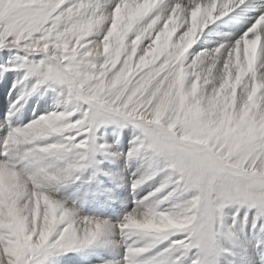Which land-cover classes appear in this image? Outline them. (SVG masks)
I'll return each instance as SVG.
<instances>
[{"label": "snow or ice", "instance_id": "obj_1", "mask_svg": "<svg viewBox=\"0 0 264 264\" xmlns=\"http://www.w3.org/2000/svg\"><path fill=\"white\" fill-rule=\"evenodd\" d=\"M5 49L64 110L0 122V264L84 249H124L105 264H236L251 248L240 226L264 221V0H0ZM107 125L138 133L133 190L160 177L119 223L58 198L98 155H122L98 143Z\"/></svg>", "mask_w": 264, "mask_h": 264}, {"label": "rangeland", "instance_id": "obj_2", "mask_svg": "<svg viewBox=\"0 0 264 264\" xmlns=\"http://www.w3.org/2000/svg\"><path fill=\"white\" fill-rule=\"evenodd\" d=\"M24 56L25 53L18 49H5L4 51H0V105L2 102H5L7 103L8 107H11L9 110L10 112L14 113L11 119V122L13 124L12 126L14 127H18L16 124L20 126H23L24 124L22 122H24V118L29 111L30 104L33 103V100H31V96L29 97V94L32 95L34 93L35 95L33 94L32 97H36V94L39 93V89L36 91H32V84L35 82L33 78L25 80L27 69L23 66L24 61L22 58ZM30 59L38 60L40 59V57L36 56ZM29 86L31 87L28 90ZM19 88L23 90L22 93L26 94V97L24 96L19 104H17L16 107L13 108V99L15 97L14 89ZM41 89H43L44 93H50L54 91L47 86H43L41 87ZM6 90L7 92H5ZM58 92H60V90ZM4 94L7 96L5 97L6 101L3 99ZM59 104L63 107V100H60ZM60 111H63V109ZM10 112H8L5 117L2 116V113L0 112V116H2L3 119L2 121L8 118ZM7 132V128L0 129V144L3 143ZM137 134V131L132 126L120 128L118 125H107L99 129L96 133L98 143L111 145L117 137V139L119 140L118 143H121L122 145L117 151H113L109 148V152L120 153L122 155H98L97 159L101 161L99 165L100 170L98 172L94 168H87L77 173L76 178H74L72 181L60 187V191L66 192L65 194H73V198L75 196L80 198L82 196L80 193L82 192H84L85 194L87 193L89 197L87 201H89V203L90 199L94 196V202H99L102 205L104 204L105 207L109 206V208H107V211L110 215L118 213L122 214L123 216L126 215L129 211L136 207L137 201L142 200L143 197L151 192L160 182V177H157L155 180L150 181L148 184H145L142 188L133 190V183L142 174L141 162L138 160L129 162L126 159V154L131 147V141ZM94 173L95 178H93ZM60 191L58 192V196L60 194ZM117 198H119L120 200ZM60 199L65 201L64 196H60ZM242 212L240 213V216L242 215ZM90 213L93 212L87 213V216H90ZM95 217L102 218L101 215ZM252 219L254 218L252 217ZM248 221L254 220H251L250 216ZM262 249H264V247ZM90 250L92 249L79 250L78 252H81V254H86ZM69 252L72 253L74 251ZM65 254H67V252L61 253L56 257H61ZM56 257H54V259ZM52 263H54L53 259L49 262V264Z\"/></svg>", "mask_w": 264, "mask_h": 264}, {"label": "bare ground", "instance_id": "obj_3", "mask_svg": "<svg viewBox=\"0 0 264 264\" xmlns=\"http://www.w3.org/2000/svg\"><path fill=\"white\" fill-rule=\"evenodd\" d=\"M30 87L31 86H29L28 90L30 89ZM14 90H15V97L13 99V102L15 103L21 96L24 97L26 94L22 93L23 90L21 88L14 89ZM51 91H53V90H51ZM58 91H59V89L54 90L53 92H50V93H44L43 89L39 88V90H38L39 93L36 94V97H32V95L34 94L33 92H32L33 93L32 95H30L28 93L29 97L31 96L30 98H31V100H33V103L30 104L29 111L27 112V114L24 118V122H22V123H24L23 126L27 125L31 121L38 119L39 117H41L43 115L50 114V113L56 112V111H60L62 109L64 110V106L62 107L59 104L60 100H63V102H64V97ZM5 92H7V90ZM5 97H7V96L4 94L3 99L6 101ZM12 107H13V105H12ZM0 108H1L0 112L2 113V116L5 117L6 114L8 112H10L9 109L11 107H8L7 103L2 102L0 105ZM2 116H0V122H3ZM14 124H15V122H14ZM16 125L20 126L18 124H16ZM118 141L119 140L116 137V140L113 141L112 144L109 142L111 144L110 149H112L113 151H115V150L117 151L119 149V147L122 145L121 143H118ZM59 191H60V189H59ZM65 193L66 192L60 191L58 198H60V196L61 197L64 196L65 201H67L70 205H75V207L79 210L80 216H87V213L93 212V213H90V216H100L101 215V217L103 219H109L114 223L121 222L123 217L125 216V215L123 216L120 213L110 215L107 211V208H109V206L105 207L104 204L102 205L99 202H94L95 201L94 196L90 199V203H89V201H87L89 199L87 193L86 194L84 192L80 193L82 195L80 198H78L77 196H75L76 198L75 197L73 198V196H74L73 194L70 195V193H68V194H65ZM117 195H119V194H117ZM117 199H119V198H117ZM91 214H95V215H91ZM243 216H244V213L242 212L241 218ZM251 220H254V219H252V217H251ZM253 222L254 221H248L247 225L241 224V226H240L241 236H242V238L246 236L247 239L249 241H251V248L246 249L244 251H240L239 249H237V256L235 257L236 264H264V261H263L264 260V257H263L264 256V254H263L264 249H262L264 247V244L259 243L260 241H264V231H262L261 227H260V224H264V221H261L260 224H258L256 228H253ZM117 238H119V237L117 236ZM228 246L231 247V245H228ZM77 252L78 251H74L72 253L67 252V254H65L61 257L58 256L55 259L53 258L54 263H52V264H105V261L120 259V257L124 254V249H120V250L115 251V252L106 251L103 249H92V250L88 251V253H86V254H81V252H78V254H77ZM225 259H226V261H228V260H232L233 257H226Z\"/></svg>", "mask_w": 264, "mask_h": 264}]
</instances>
